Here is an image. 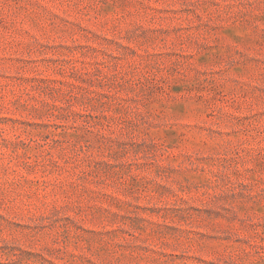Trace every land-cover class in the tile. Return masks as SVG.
I'll list each match as a JSON object with an SVG mask.
<instances>
[{
    "label": "rangeland",
    "instance_id": "1",
    "mask_svg": "<svg viewBox=\"0 0 264 264\" xmlns=\"http://www.w3.org/2000/svg\"><path fill=\"white\" fill-rule=\"evenodd\" d=\"M0 264H264V0H0Z\"/></svg>",
    "mask_w": 264,
    "mask_h": 264
}]
</instances>
